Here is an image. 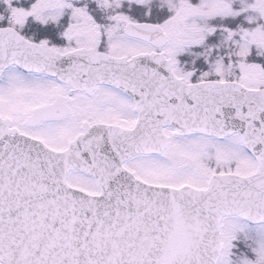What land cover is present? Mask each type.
Wrapping results in <instances>:
<instances>
[{"label":"snow or ice","instance_id":"1","mask_svg":"<svg viewBox=\"0 0 264 264\" xmlns=\"http://www.w3.org/2000/svg\"><path fill=\"white\" fill-rule=\"evenodd\" d=\"M0 264H264V0H0Z\"/></svg>","mask_w":264,"mask_h":264}]
</instances>
